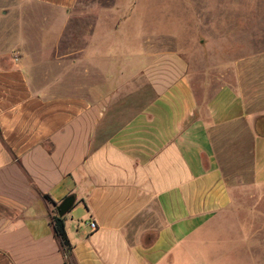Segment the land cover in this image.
<instances>
[{"label": "crops", "instance_id": "0c3cea01", "mask_svg": "<svg viewBox=\"0 0 264 264\" xmlns=\"http://www.w3.org/2000/svg\"><path fill=\"white\" fill-rule=\"evenodd\" d=\"M8 1L0 264H64L53 216L68 196L72 264H208V225L225 227V264H264V49L233 54L222 37L209 59L194 53L192 74L178 51L137 59L119 0L96 2L73 43L70 28L39 25L66 23L79 0Z\"/></svg>", "mask_w": 264, "mask_h": 264}, {"label": "rangeland", "instance_id": "374dc122", "mask_svg": "<svg viewBox=\"0 0 264 264\" xmlns=\"http://www.w3.org/2000/svg\"><path fill=\"white\" fill-rule=\"evenodd\" d=\"M7 1L0 0V6L15 4L12 3L13 1L6 3ZM96 2L105 5L110 4L111 0H79L70 19L68 21L66 19V23L65 20L61 23L63 16L53 18L48 14L40 19L39 28H59L64 25L71 30L63 35V41L79 42L82 36L80 29L85 26L91 27L95 21ZM118 3L120 4L118 9L131 12L129 19H118V28L128 24L125 29L128 28L131 38L135 37L134 52L138 60L144 59L139 58V54L145 52V47H151L149 50L152 53L163 50L178 51L186 56L191 64L194 61V53L199 55L204 52L206 59H209L216 42L222 37L226 38L228 45L231 44L228 41H232L233 54L264 49V0H119ZM18 6L21 9L20 14L23 10L25 13L30 11L27 7L23 9L25 4L20 3ZM85 12H87L86 16ZM99 20L101 22L103 19L98 17ZM239 45H247L248 48L239 50ZM64 52L68 51L64 50ZM127 52L133 56L132 51ZM229 52L227 51V54ZM191 65L193 74V64ZM258 198L261 200L264 195H259ZM201 233L211 240L201 247L200 250L206 253L208 251L206 257L203 256L205 252L202 251L201 260H206L208 264L214 260H216L215 264H225L226 259L221 257L224 256V247L227 244L225 227L208 225ZM219 238H223L224 242H214ZM250 244L255 248L257 242L253 241ZM219 253L223 255H218ZM214 256L220 257L213 259Z\"/></svg>", "mask_w": 264, "mask_h": 264}, {"label": "trees", "instance_id": "16d2710c", "mask_svg": "<svg viewBox=\"0 0 264 264\" xmlns=\"http://www.w3.org/2000/svg\"><path fill=\"white\" fill-rule=\"evenodd\" d=\"M53 227L56 235L60 239V244L65 255L64 264H72V245L65 232L63 216H58L57 214L53 216Z\"/></svg>", "mask_w": 264, "mask_h": 264}, {"label": "water", "instance_id": "95a60500", "mask_svg": "<svg viewBox=\"0 0 264 264\" xmlns=\"http://www.w3.org/2000/svg\"><path fill=\"white\" fill-rule=\"evenodd\" d=\"M74 198L72 196L66 197L56 208L57 215H64L73 204Z\"/></svg>", "mask_w": 264, "mask_h": 264}, {"label": "built area", "instance_id": "2783aa9c", "mask_svg": "<svg viewBox=\"0 0 264 264\" xmlns=\"http://www.w3.org/2000/svg\"><path fill=\"white\" fill-rule=\"evenodd\" d=\"M89 225L91 226V228H94V227H95V222L91 221V222L89 223Z\"/></svg>", "mask_w": 264, "mask_h": 264}]
</instances>
